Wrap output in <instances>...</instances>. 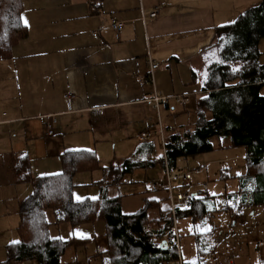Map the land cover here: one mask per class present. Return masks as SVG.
<instances>
[{"label":"crops","instance_id":"crops-1","mask_svg":"<svg viewBox=\"0 0 264 264\" xmlns=\"http://www.w3.org/2000/svg\"><path fill=\"white\" fill-rule=\"evenodd\" d=\"M98 1L99 12L92 13L90 0H22L21 17L28 22L27 37L13 47L9 58H0V247L5 253L6 247L13 244L10 242L14 229L11 212L16 204L18 213L19 203L32 193L30 184L29 191L27 187L24 189L27 183L15 182L11 169L12 155H25L32 175L39 177L62 173L59 159L62 153L91 151L96 154L100 168L90 173L102 172L104 176H113L112 184L121 185L124 179L115 181L112 173L117 168L108 169L102 157L116 155L120 142L129 144L135 137L143 144V159H148L154 151L161 154L157 159L133 163L151 162L148 167L156 166L155 161L161 156L164 159L159 139L154 137L142 141L140 135L153 132L159 119L167 139L194 128L191 124L198 119L200 90L207 69L213 63L210 58L217 46L218 29L230 25L229 21H236L241 14L262 2ZM155 9L158 14L151 18L149 13ZM114 23H122L120 32L112 29ZM152 64H158V68L151 71ZM66 93L75 96L71 109L66 104ZM155 95L168 99L167 106H161L159 113L151 104ZM178 99L185 101L181 103ZM53 115L58 122L56 132L48 137L45 122ZM186 117L187 127H177L176 119ZM135 120H141V124L133 127ZM221 142L222 145L229 143L227 140ZM124 147L121 145V150ZM158 164L157 178L162 181L164 160L163 164L161 161ZM223 170L230 176L226 171H232V167L221 170V179L225 176ZM87 173L74 177V194L81 187L94 185V175L83 177ZM78 176L82 180L89 179L78 184ZM181 182L175 183L174 187L178 188ZM195 182L199 183L197 179ZM96 183L101 188L103 181L97 180ZM191 188L194 192L192 197H199L208 190L195 191L198 189L195 184ZM144 192V189L135 190V196H128L131 192H126L121 200L122 213L132 215L148 202L151 206L148 220L155 222L161 212L169 208L168 196L165 192L142 196ZM101 196H106V193ZM212 197L221 201L218 195ZM219 201L209 203L212 212L203 223L189 217L179 219L184 262L264 264V243L258 245L263 241L261 236L257 234L254 245L250 247L248 228L244 226L242 229L246 236L238 234L234 229L237 225L230 223L232 216L222 220L220 216L224 213L219 211ZM216 216L217 223L211 225ZM252 223L260 225L258 221L252 220ZM18 224L19 220L16 226L19 233ZM95 224L98 223L87 226L91 229H86L88 234L84 238L77 237L79 240L89 239L79 247L95 243L91 240L97 236L94 228L98 225ZM99 233L102 240L106 231L100 229ZM105 247V243L104 247L97 243L88 258L104 259L97 255L107 251L108 244L107 249ZM3 259L4 256H0V263L5 261Z\"/></svg>","mask_w":264,"mask_h":264},{"label":"trees","instance_id":"trees-1","mask_svg":"<svg viewBox=\"0 0 264 264\" xmlns=\"http://www.w3.org/2000/svg\"><path fill=\"white\" fill-rule=\"evenodd\" d=\"M92 13H98L100 3L90 0ZM22 0H0V58H9L14 46L27 37L21 21ZM219 61L207 69L198 106V119L190 132L175 134L167 139V159L171 170L177 169L180 159L196 157L214 150L212 139L228 140L227 148H242L246 172L237 179L238 191L225 196L219 211L231 213L233 223L242 222L243 208L264 206V64L260 62L259 45L264 39V0L241 14L235 23L217 31ZM237 68L238 71H233ZM169 107V105H168ZM167 107V108H168ZM63 166L60 174L34 177L25 155L11 157L15 182L32 186V193L19 203L18 243L6 247V260L0 264H62L65 250L85 245V240H60L49 235L52 224L78 227L104 222L109 248L97 256L106 264H173L178 254L171 247L172 220L149 221L144 207L132 215L121 210L122 197L102 196L99 199L77 201L74 197V177L82 172L100 168L96 154L91 151H68L59 156ZM163 157L155 162H162ZM151 162L125 161L112 171L115 181H122L136 168L148 167ZM193 197L190 209L178 211V220L189 217L205 222L215 201L206 191ZM218 203V202H217ZM54 219L49 221L48 212ZM149 230H146V229ZM163 242L167 243V249Z\"/></svg>","mask_w":264,"mask_h":264},{"label":"rangeland","instance_id":"rangeland-1","mask_svg":"<svg viewBox=\"0 0 264 264\" xmlns=\"http://www.w3.org/2000/svg\"><path fill=\"white\" fill-rule=\"evenodd\" d=\"M259 50L261 53L260 56V62L264 64V39L261 41L259 45ZM212 57L210 58L211 62H217L219 60V46L214 47V51L211 52ZM200 81H202L200 79ZM156 115V114H155ZM155 115L153 113V117L155 118ZM165 120V119H164ZM141 120H135L136 124H132L131 126H138L141 123H139ZM165 122V121H164ZM152 122L151 124H153ZM188 119L187 117L185 119L179 118L176 119V125L177 127L182 126L187 127L188 125ZM122 137V135H121ZM222 140L218 138H213L212 139V145L214 146V150L210 151L208 153H203L200 154L194 158H188V159H180L177 164V169L173 170L174 173H178L180 175L187 174L189 173L192 177L191 180L189 181H184L183 183L181 182L178 186V188L175 189V193L178 192H187L188 194L194 193L192 190V184H195L198 189L197 190H204L203 185H206L207 188V194L212 197V196H220L221 198L220 204H224L226 202L225 196L223 198V195L225 194H230L233 192L238 191L239 188V183L237 179L233 178H228V179H221V170L225 168L232 167V171H226L232 176H235L236 174L242 173L246 170V163H245V157H244V150L242 148H232V149H223L221 148L222 145ZM228 143V140H227ZM122 146H125L123 150H121V145L118 146L117 148V153L116 155H105L102 157L103 159V164L106 166L108 169L110 168H120L126 160H130L132 162H139V161H144V160H153L159 158V155L161 154L160 151H157L153 153L148 159H143V144L139 142V140H136L135 137H133V142L129 144H124L123 142L119 143ZM224 146V145H222ZM162 151V147H161ZM163 153V151H162ZM156 166L153 167H146V168H136L131 174H127L123 179V184L121 185H114L112 184L113 181V176H104L102 172H94V173H87L83 175V177H89V175H94V185L90 183L92 186H86L81 187L78 192H76V195H79L81 197H92L95 196L97 199L102 197L103 193H106V196L108 194V197H118V196H124L126 192H131L128 196H135V190H146V192L142 193L141 195H147L149 194L150 196L155 194L151 190H149V187L154 182H158L159 179L158 173L160 171V164L155 163ZM203 169L202 171H199L200 169ZM88 175V176H86ZM230 175V176H231ZM80 177V178H79ZM89 178L85 179L86 181ZM197 182L199 183H196ZM85 180L81 179V176H78L76 178V182L82 183L85 182ZM101 180L103 181L102 187L100 188L97 186L96 181ZM178 184V183H177ZM26 189L31 190V186L29 184H26L24 186ZM23 194V193H22ZM83 194V195H82ZM138 195V193L136 192ZM218 202V201H217ZM243 218L242 222L239 224H234L232 219L230 221L231 225L236 226L235 231L239 234L242 233L246 236V233L244 232L243 227L246 226L248 230L250 231V235L247 234L249 237L247 239L248 244H250V247L253 246V240L257 234H259L263 240L264 243V206H256V207H244L243 210ZM12 213V220L14 229L12 230V234L10 237V242L12 241H18L20 240V235L17 232L16 226L19 220L17 209H16V204L14 207V211ZM222 220H224V217L230 218L231 214L228 211H223ZM48 219L49 221H53L54 219V214L53 211L48 212ZM218 219V216L216 218H213L211 220V225L216 224ZM252 220L258 221L260 223L259 226L253 225ZM98 225L96 228H94L95 232H97V236L93 237L91 240L92 242H95L94 244L92 243L90 246L87 245V247H75L71 246L67 248L62 256V264H106L107 259H90L88 256L93 254L96 244L99 243V245H103L104 243L106 245L107 249V244L109 248V242L107 237L104 235L103 239L100 240V229L106 231V225L104 222H97ZM91 224H86L78 227H73L70 224H52L49 228V235L51 238L53 237H62L64 241L67 240H74L80 238L76 233H83L85 235L88 234L86 229H91L87 228V226L90 227ZM239 227V228H238ZM70 233L72 235H70ZM233 233V232H232ZM93 236V235H90ZM95 236V235H94ZM95 239V240H94ZM103 241V242H100ZM222 241H225V239H222ZM253 248V247H252ZM250 248L251 251L253 249ZM4 256L3 260H6L7 256L3 248L0 247V256ZM22 264H38L35 261H28L24 262Z\"/></svg>","mask_w":264,"mask_h":264},{"label":"built area","instance_id":"built-area-1","mask_svg":"<svg viewBox=\"0 0 264 264\" xmlns=\"http://www.w3.org/2000/svg\"><path fill=\"white\" fill-rule=\"evenodd\" d=\"M158 14V10L155 9L154 11L149 13L151 18L156 17ZM112 29L116 32H120L122 29V23H114L112 24ZM151 71L156 70L158 68V64H152ZM75 96L72 93H66L65 100L66 104L69 109L72 108V100ZM179 102H184V99H178ZM168 103V99L166 97H161L159 95H155L154 98L151 100V104L153 109H155L158 113L160 112L161 106L166 107ZM57 119L56 117L49 116L45 122V134L48 137H52L55 135L56 127H57ZM190 132V131H188ZM154 137H157L160 141V145L162 147L163 156H164V179L162 181L154 182L151 186V190L153 192H165L168 196L169 200V208L162 214V220H172L173 228V238L171 241V247L177 251L178 260L173 264H186L182 258L181 254V237L179 231V220H178V211L190 209L193 206V197L192 195L188 194L187 192H178L175 193L174 184L181 181H189L191 180V175L189 173H185L180 175L178 173H174L173 170L169 167L168 159H167V137L164 131V128L160 122L153 132H146L140 135V140L147 141ZM204 189L207 188L206 185L203 186ZM216 201H219L216 199ZM146 230H149L148 228ZM263 244V241L259 242V246ZM189 264V263H188ZM193 264V263H190Z\"/></svg>","mask_w":264,"mask_h":264},{"label":"snow or ice","instance_id":"snow-or-ice-1","mask_svg":"<svg viewBox=\"0 0 264 264\" xmlns=\"http://www.w3.org/2000/svg\"><path fill=\"white\" fill-rule=\"evenodd\" d=\"M21 21L23 22V25L25 26V27H27L28 26V22H27V20L22 16L21 18ZM229 24H232V23H235V21H229L228 22ZM218 63L219 62H221V61H217ZM233 71L235 72V71H238V69L237 68H233ZM74 195V197H75V199L77 200V201H80V200H83V199H85L84 197H81V196H79V195H76V194H73ZM87 199H91V200H96L97 199V197H95V196H92V197H87ZM80 238H84V236H85V234H83V233H79V232H77L76 233ZM70 235H72L71 233H70ZM53 239H60V240H62L63 238L62 237H53ZM12 243L13 244H15V243H18V241H12Z\"/></svg>","mask_w":264,"mask_h":264},{"label":"water","instance_id":"water-1","mask_svg":"<svg viewBox=\"0 0 264 264\" xmlns=\"http://www.w3.org/2000/svg\"><path fill=\"white\" fill-rule=\"evenodd\" d=\"M165 245L164 249L166 250L167 249V243L166 242H163L162 246Z\"/></svg>","mask_w":264,"mask_h":264}]
</instances>
